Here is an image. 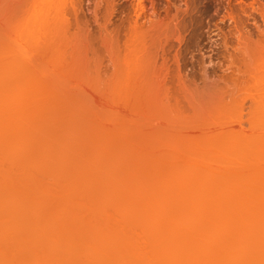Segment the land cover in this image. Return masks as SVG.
I'll return each instance as SVG.
<instances>
[{"label":"rangeland","instance_id":"374dc122","mask_svg":"<svg viewBox=\"0 0 264 264\" xmlns=\"http://www.w3.org/2000/svg\"><path fill=\"white\" fill-rule=\"evenodd\" d=\"M60 2L61 0L53 2L57 10L63 6L61 12L54 14L56 23L60 25L58 27L55 25L54 28L59 32H56L57 35L54 37L57 42L52 40L54 43L45 41L44 43L38 41L36 35L38 0H0V50H4L9 56H11L8 53L10 50L22 54L18 58L25 57L29 69L33 71L29 73L34 83L32 87L35 85V90L38 88V92L41 91L38 93L36 90L39 94L36 96L39 98L37 97L36 100V96H33L34 100L40 102L43 98L42 103L45 104L48 101L47 112L53 114L52 112L55 111L53 106L58 107V119L60 118L62 120L60 122L65 124V120L69 122L73 117L71 114L69 118L70 114L66 109L80 105L78 110L73 111L76 112L75 118L78 116L83 119L75 120L82 125L80 120L85 119L87 123V118L89 124L96 123L98 127L96 128L98 130L94 129L95 133L98 132L96 136L94 130L91 131L92 127L89 129V125L87 127L85 124L86 132L90 130L89 135L94 134L97 137L94 138L92 135L94 139L87 138V140L89 142L95 140L97 145L104 137L106 138L105 145L99 146L98 143L93 147L102 146L103 152L107 147L109 150L112 148L116 150L119 146L123 147L124 151L129 150L131 153L128 154L131 157L127 153L126 155L122 153L126 156L125 158L122 156L124 160L129 156L126 164L129 167L134 164V168L140 164L139 170L136 168L140 176L130 171L132 176L141 177L143 170L149 173L146 176L150 180L158 183L166 179L170 181V177L173 181L172 175L182 171L186 176V182V179L189 180L187 174L198 172L197 166L206 170L213 162L206 171L227 175L228 171L224 173L225 168L221 171L220 169L223 168L220 166L229 167L232 164L226 165L227 162L223 164L220 161L224 160L220 159L225 157L222 152H225L228 143L233 139L234 141L237 138L244 139L240 145L234 144V147L237 145L236 147L241 151L247 139L249 142L252 138L250 140L252 142L264 137V111H262L264 110V0H72V2L67 0V4L62 0V6ZM137 16L140 19L136 26L133 21ZM130 20L131 23L128 22ZM14 52L13 54L16 53ZM11 57L8 59L10 60ZM36 73L38 76H43V81L36 76ZM33 90L32 88V92ZM51 94L55 96H50ZM45 97L47 101L44 100ZM56 97L60 98L59 102L53 101ZM254 102H257L256 106H253ZM57 103L64 104L65 109L63 110L64 105H61V111ZM45 104L41 107H46ZM258 104L263 107L260 111L256 109ZM64 112H67L68 116H65ZM254 112L260 114L256 115ZM49 113H45V116L50 115ZM67 122L64 127L70 126L72 121ZM81 125L78 128H81ZM71 126H75L74 123ZM61 128L63 126L60 127L59 132L64 131ZM100 134L102 137L105 136L102 138ZM231 143L233 145L234 142ZM133 155L138 161L132 157ZM225 155L227 156L225 158H228L227 152ZM231 155L229 154V157ZM211 158L214 161L210 160ZM215 158L222 164H217ZM121 160L124 162L123 159ZM249 160L248 162L251 163ZM57 161L61 160L57 159ZM245 162L246 158L241 164L238 162L236 164L242 166ZM262 163H258V166L252 164L253 167L258 168L255 173L264 170ZM122 165L121 163L120 168L125 171L128 166L122 167ZM141 165L145 169H142ZM246 165L248 166V163ZM73 166L75 165L73 164L66 171H71ZM236 166L234 168L232 166L233 170ZM215 168L223 173L213 170ZM238 168L236 170L242 172L241 174L243 171H248H241L242 167ZM231 170L230 173L237 172ZM238 172L237 175H240ZM260 173L264 174V172ZM176 175L173 176L174 179ZM261 175L260 179L264 178V175ZM34 176L35 181L27 185L33 186L36 182H40L42 177V182L48 181L44 174H40L42 177ZM142 176L146 177L144 173ZM257 177L255 176L253 180ZM217 178L213 183L219 182H216ZM192 179H195V176ZM171 181L170 184L168 183L169 186L172 185ZM164 182L168 185L166 181ZM164 182L162 185H165ZM220 183L218 185H221ZM52 187L53 185L50 188ZM55 187L59 190L57 185ZM56 189L54 191H57ZM54 191L50 196L56 203L55 200L58 198ZM143 194L139 195L143 198L140 202H144L146 198V194L144 197ZM123 196L125 197L121 198L122 200L119 198L121 201L129 197L126 193H123ZM111 210V212L109 210L110 215L107 211L97 217L100 223H103V229L107 231L111 228L119 232L122 229V232L125 230L124 233L127 230L128 236L132 234L129 237L137 248L140 245V250L147 252L150 245H146L148 242L144 241L142 230L138 227L135 230L130 226L133 232H136L134 236L131 228L124 227L121 216L115 213L117 211L112 208ZM112 212L114 217L111 216ZM105 216L110 223L112 218L116 221L112 226L110 225V228H107L109 224ZM92 219L95 220L96 217ZM95 221L91 220L89 223L94 225ZM121 225L122 228L117 230L116 227ZM128 230L131 232L128 233ZM138 230H141L142 236L140 235L139 241L135 242L138 234H141Z\"/></svg>","mask_w":264,"mask_h":264},{"label":"bare ground","instance_id":"6f19581e","mask_svg":"<svg viewBox=\"0 0 264 264\" xmlns=\"http://www.w3.org/2000/svg\"><path fill=\"white\" fill-rule=\"evenodd\" d=\"M54 1L38 0L36 35L40 42L52 43L54 37L59 33L57 28V30L54 29L56 26H60L56 23L55 15L62 11L63 3L61 0L60 11L57 10L55 3L53 4ZM63 1L67 4V0ZM139 19L137 16L133 21L136 26ZM128 22L131 23V20ZM54 42L56 43L57 40ZM13 52L8 51L11 56L15 55L14 58L4 53V50H0V264H264V178L260 179V172H264V170H260V175H258V172L255 173L258 168L253 167L254 164L258 166V163L264 161V137H262L263 139L255 138L258 140L252 142H250L252 138L249 142H247L248 139H245V145L243 143L242 146V148L244 147L243 151H240V148L238 150L236 146L240 145L244 139L239 138L240 142L238 138L235 141L233 139V145L232 141L229 142L228 148L226 147L225 152L222 153L227 157L225 155L227 152L228 158L231 157L230 163L228 164L229 159L225 157L220 159L224 160L220 162L232 165L229 167L220 166L223 168L220 169L221 171L225 168L224 173L226 170L228 171L227 175L226 173L220 174L223 177L217 173V175L212 174L209 172L210 170L206 171L213 165L214 162H211L212 164L206 170L204 167L202 169L201 166L200 168L197 166L199 173L195 172L198 174H194L195 172L192 173L193 176L190 173L187 174L188 179L193 181L189 182L186 179L185 182L186 176L180 171L179 174L177 172L172 175L173 181H171V177L169 178L172 184L170 186V181L167 179L159 181L161 185L158 184V179L156 180L158 183H154V180L152 181L146 176L149 173L147 174L143 170L145 178L140 171L142 178L134 175L135 173L138 175L140 164L137 162L138 170L134 168L132 162L130 163L134 167L132 165L129 167L126 164L128 163L127 158L131 157L129 150L125 149L126 151H124V148L119 145L120 149H117L119 147H116V150L112 148L113 151L105 146V148L107 147L106 150L104 148L105 152H103L102 146L101 148L93 147L97 146L99 142L96 145L95 140L94 142L92 140V143L87 138H97L95 135L97 136L98 132L95 133L94 129L98 127L95 122L93 123L96 126L92 123L89 124L87 118V123L85 119L80 120L82 125L77 122L83 118L78 116L75 118L76 112L73 110H78L80 105H73L72 109H66L70 114L69 118L71 114L73 115L70 118L73 120L68 118L69 122L79 118L73 122L75 125L73 127L71 126L72 122L69 124L70 126L64 127L67 120L64 124V122H60L62 121L60 118L58 119V103L57 108L53 106L55 109L53 114L50 111L47 112V98L44 99L47 101L46 104L42 103V96L40 97L42 105L36 101L37 97L39 98L36 95L41 91L38 92L37 88L38 93H36L35 85L32 87L34 83H32L29 73H33V71L31 68L29 69L28 61L26 62L25 57L24 59L18 58L22 54L19 55L16 51L13 54ZM9 57L13 60L10 58L12 60L10 61ZM36 76H38L37 73ZM38 77L43 81V76L39 75ZM32 88L36 94L32 92ZM41 89L43 90V88ZM33 96H36V100ZM59 99L56 97L53 101L58 100L59 102ZM254 103L253 106H256L257 102ZM44 104L46 107H41ZM61 105H59V109L62 111L65 109V105L62 109ZM253 106L251 105L252 109ZM256 109L260 111L263 107L261 108V105L258 104ZM67 112H64L65 116ZM43 113L44 116L45 113L50 115L46 114L47 116L44 117ZM256 115L254 114V116ZM52 116L55 118L53 119ZM57 119L58 121H56ZM85 124L87 127L89 125V129L92 127L91 131L94 130L95 135L90 134V136L89 129V132H86ZM80 125L82 129L78 128ZM62 126L61 129L64 131L59 132ZM79 130L85 133H80ZM100 136L102 137V134ZM105 139L104 137L103 142L100 141L99 146L105 145ZM234 144L237 145L234 147ZM229 145L232 146L229 147ZM234 148L235 150H233ZM117 150L121 154L115 152ZM83 151L84 153H82ZM122 153L129 155L125 159L127 162L124 160L126 154ZM229 154L232 155L229 157ZM132 157L136 158L134 155ZM244 157L246 158L244 164L246 168L244 165H239L241 161H245ZM56 158L61 161H57ZM239 159L242 160L239 161ZM210 160L214 161L212 158ZM136 161H138L137 158ZM217 161L219 160L217 159ZM216 162L215 165L222 164L219 162L216 164ZM121 163L122 167L126 165L130 169L125 168L123 171L122 168L121 170ZM73 164L75 166L71 171H66ZM232 166L233 168L236 166V169L238 166V169L244 167L245 169L241 168L240 170L248 171H243L241 174L242 172L239 173L234 169L240 175H237V172L233 174V172H229L230 169L233 170ZM142 169L145 168L142 167ZM213 170L221 172L218 168ZM130 171L132 173L134 171V176ZM212 172L214 173V171ZM40 174H44L48 181L42 182L43 177ZM176 174L180 175V178ZM34 175L42 177L41 180L37 177L40 182H36L33 186L27 185L29 182L35 181ZM174 175H176V180L173 178ZM254 175L259 177L255 178L256 180H263L260 182L253 180ZM194 176L196 180L192 179ZM216 178L218 183L223 181L222 184L220 183L221 185L213 183ZM164 181L169 184L166 185ZM162 182L165 185H162ZM54 184L58 186L59 190L56 189L57 187L54 188ZM48 185L50 187L53 185V187L50 188ZM51 189L52 191H50ZM55 189L57 191H54ZM61 190L62 192H59ZM53 191L58 196H56L58 199L55 198L56 203L50 196ZM123 193L129 196L127 199L125 198L127 201L125 199L121 201V198L126 196H123ZM143 193L146 194V198L144 202H140L143 198L139 195ZM52 197L54 198V196ZM139 197L140 199H138ZM111 208L117 211L115 212L117 216H121L124 227L127 226L129 229L133 227L135 230L138 227L142 230L145 238V240L142 238V241H147L146 245H150L147 252L140 250V245L137 248V245L129 237L132 234L128 236L127 230L126 233H124L125 230L122 232L123 224L119 226L120 228L116 227L117 230L121 229V232L111 229L110 225L112 226L115 220L110 217L113 219L110 223L108 215L105 218L109 224L107 228H110L111 231L103 229V223H100L97 217L109 210L111 212ZM111 214L114 217L113 212ZM95 217V220L99 222L92 219ZM90 219L96 224L89 223ZM133 229L131 231L133 235H136ZM140 231L141 234H138L137 239L133 237L135 242L139 241L140 235L142 236Z\"/></svg>","mask_w":264,"mask_h":264}]
</instances>
